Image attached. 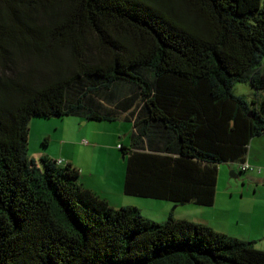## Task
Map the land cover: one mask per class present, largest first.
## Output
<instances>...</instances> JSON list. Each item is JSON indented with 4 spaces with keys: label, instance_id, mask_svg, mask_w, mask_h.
Here are the masks:
<instances>
[{
    "label": "trees",
    "instance_id": "16d2710c",
    "mask_svg": "<svg viewBox=\"0 0 264 264\" xmlns=\"http://www.w3.org/2000/svg\"><path fill=\"white\" fill-rule=\"evenodd\" d=\"M261 92L264 0H0V264H264L254 242L115 208L29 155L35 117L131 121L124 193L210 207L220 166L264 134Z\"/></svg>",
    "mask_w": 264,
    "mask_h": 264
},
{
    "label": "rangeland",
    "instance_id": "374dc122",
    "mask_svg": "<svg viewBox=\"0 0 264 264\" xmlns=\"http://www.w3.org/2000/svg\"><path fill=\"white\" fill-rule=\"evenodd\" d=\"M234 93L244 96L251 106H254L253 102L261 100L258 99L255 89L248 82L236 83ZM261 94L263 96L264 92H261ZM85 124L86 120L73 116L50 119L35 117L30 124V157H35V151L40 149L45 150V154L48 149L60 153L62 150L61 140L67 141L65 151L66 155H69L78 148L77 141L82 134H87L92 139H98L102 143L101 152L103 157L110 163L112 173H118L119 177L113 176V186L110 183L111 188L109 190L110 193H113V201L117 205L127 204L133 200L144 202L140 206L142 215L160 223L167 221L171 216H180L182 213L186 215L185 217L193 219L198 213L197 210H205L212 219H215V229L218 232L248 243L252 242L248 241V231L251 233L255 229L256 232L264 231V196L256 195L254 187H249L247 172L239 171L237 163H225L220 166L216 202L210 207L195 203L177 206V204L168 200L128 196L124 193L127 159L123 158L124 154L119 146L131 147V135L134 130L133 122L126 120L113 122L89 121V125ZM92 126L97 129H93ZM49 133L52 136H47ZM114 140H116L117 146L113 147L116 148L106 146L107 143ZM118 144L120 145L118 146ZM46 145L48 146L46 147ZM97 154H100L98 150ZM60 157L59 160L64 159L62 156ZM88 158L90 161V156ZM37 161L41 166V158ZM91 161L89 163H92ZM94 163L96 166L98 165L97 160ZM220 169H222V173H220ZM232 172H236L238 178H234ZM120 190H122V195L119 193ZM257 203H262V205H257ZM254 246L258 249L264 248V239L254 242Z\"/></svg>",
    "mask_w": 264,
    "mask_h": 264
},
{
    "label": "crops",
    "instance_id": "0c3cea01",
    "mask_svg": "<svg viewBox=\"0 0 264 264\" xmlns=\"http://www.w3.org/2000/svg\"><path fill=\"white\" fill-rule=\"evenodd\" d=\"M85 125H89V120H86ZM93 129H97V128L93 127ZM47 136H52V134L49 133ZM60 142L62 144V150L60 151V153H57L56 151L54 152L51 149L50 150L48 149L45 154V150L42 151V149H40V150L35 151V157H32V158L37 161L43 155H47L50 158L58 161L59 158H61L60 156H62V158H64V159H60L64 161L62 165L71 164L73 167L77 168L80 171L81 182L86 187L92 189L93 191L97 192L101 196L105 197L109 201V203L113 205L115 208L131 206V207H137L140 209V206L144 204V202H141L139 200H133L127 204H120V205H117L116 203H114L113 201L114 197L112 196L113 193H110L109 190L111 188L110 183H112V186H113V181H114L113 176L114 177L115 175L118 176V173L116 172H115L116 174L112 173L111 171L112 168H111L110 163L106 161V159L103 157V154L101 152L103 145L102 143H100V141H98V139H92V137H90L89 135L82 134L81 138H79L77 141L78 148H76L74 152L70 153L69 155H66V151H65L67 141L61 140ZM115 145H116V140H114L111 143L109 142L106 144L107 147L112 146V148H116V147H113ZM119 145L120 144H118V146ZM97 150L98 152H100V154H97ZM88 156H90V161L92 160L91 161L92 163H89L90 161H89ZM96 160L98 161L97 166L94 163ZM103 160H105L106 162H104ZM246 162H248L249 164L255 167V170L251 172H247L249 187L250 188L254 187V192L256 195L264 196V134H262L259 137L254 138L251 141L249 145ZM88 165H91V166H88ZM220 173H222V169H220ZM119 193L122 195V190H120ZM185 204H189V203H185ZM257 205H262V203L261 204L257 203ZM197 211L198 213L193 219H189L190 217H185L186 215H184L183 213L180 216L177 215L173 217L178 220H183V219L191 220L196 223H201V224L210 226L213 229L216 228L215 223H214L215 219H212L208 215V212H206L205 210H197ZM215 230L217 231V229ZM263 239H264V231L256 232V229L253 231V233L248 231V241L257 242ZM260 249L264 250V248H260Z\"/></svg>",
    "mask_w": 264,
    "mask_h": 264
},
{
    "label": "built area",
    "instance_id": "2783aa9c",
    "mask_svg": "<svg viewBox=\"0 0 264 264\" xmlns=\"http://www.w3.org/2000/svg\"><path fill=\"white\" fill-rule=\"evenodd\" d=\"M87 143V142H86ZM119 148H122V145L119 146ZM59 164H63V160L57 161ZM237 166L241 172H248V171H253L255 170V167L249 164L248 162L244 163H237Z\"/></svg>",
    "mask_w": 264,
    "mask_h": 264
},
{
    "label": "water",
    "instance_id": "95a60500",
    "mask_svg": "<svg viewBox=\"0 0 264 264\" xmlns=\"http://www.w3.org/2000/svg\"><path fill=\"white\" fill-rule=\"evenodd\" d=\"M123 158L125 159L126 157L123 156ZM232 176H233L234 178H238V174H236V172H232ZM181 205H185V203H182Z\"/></svg>",
    "mask_w": 264,
    "mask_h": 264
}]
</instances>
